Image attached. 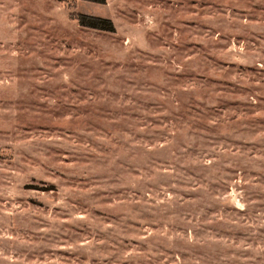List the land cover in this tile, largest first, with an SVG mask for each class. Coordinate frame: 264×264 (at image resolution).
I'll return each instance as SVG.
<instances>
[{
  "label": "rangeland",
  "instance_id": "rangeland-1",
  "mask_svg": "<svg viewBox=\"0 0 264 264\" xmlns=\"http://www.w3.org/2000/svg\"><path fill=\"white\" fill-rule=\"evenodd\" d=\"M0 264H264V0H0Z\"/></svg>",
  "mask_w": 264,
  "mask_h": 264
},
{
  "label": "trees",
  "instance_id": "trees-1",
  "mask_svg": "<svg viewBox=\"0 0 264 264\" xmlns=\"http://www.w3.org/2000/svg\"><path fill=\"white\" fill-rule=\"evenodd\" d=\"M63 1V0H59ZM85 1H91L96 3H104L105 0H85ZM75 18L78 21V24L84 27L104 30V31H110L114 32L115 27L113 22L110 19H106L103 17L93 16V15H87L83 13H76Z\"/></svg>",
  "mask_w": 264,
  "mask_h": 264
}]
</instances>
